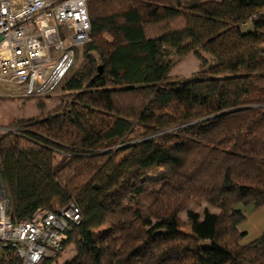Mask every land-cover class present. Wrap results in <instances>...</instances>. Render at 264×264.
Segmentation results:
<instances>
[{
    "label": "trees",
    "instance_id": "obj_1",
    "mask_svg": "<svg viewBox=\"0 0 264 264\" xmlns=\"http://www.w3.org/2000/svg\"><path fill=\"white\" fill-rule=\"evenodd\" d=\"M86 8L89 41L61 104L0 132L12 223L71 201L80 212L36 264L70 247L64 264H264V230L241 244L239 229L243 207L264 210V0ZM189 55L199 72L169 77ZM194 200L214 211H188L184 233L179 213ZM0 264H18L11 248Z\"/></svg>",
    "mask_w": 264,
    "mask_h": 264
},
{
    "label": "built area",
    "instance_id": "obj_2",
    "mask_svg": "<svg viewBox=\"0 0 264 264\" xmlns=\"http://www.w3.org/2000/svg\"><path fill=\"white\" fill-rule=\"evenodd\" d=\"M89 31L86 0H0V85L17 91L7 96L51 93L71 68L75 49L89 41ZM79 223L71 201L55 211L37 209L13 224L0 181V249L11 248L18 264H36L59 251L66 231Z\"/></svg>",
    "mask_w": 264,
    "mask_h": 264
},
{
    "label": "rangeland",
    "instance_id": "obj_3",
    "mask_svg": "<svg viewBox=\"0 0 264 264\" xmlns=\"http://www.w3.org/2000/svg\"><path fill=\"white\" fill-rule=\"evenodd\" d=\"M206 1H220V0H201V2ZM74 61L69 69V72L75 70L80 66L82 62V48H78L74 51ZM200 55L206 60L207 64H213V59L211 56L200 53ZM198 60L193 56L189 55L185 59L181 60L179 63L175 65V67L171 70L169 77H189L195 73L199 72L198 68ZM68 74L61 80V82L57 85V87L49 94L38 97L31 98H14L8 97L7 94L17 93L16 88L8 85H0V128H12L8 124L12 123V120H16L19 118L31 119L37 118L39 115L46 113L50 110H53L55 107L61 104V87L66 80ZM239 208H242L239 206ZM214 211L213 208H210L204 202H198L196 200L189 202L184 209L179 213V219L182 223V231L184 233L189 232L190 226L187 223V212L193 211L200 216L204 212V210ZM243 210L246 215V222L242 223L239 226L241 231H246L244 237L241 239V244H246L257 237L259 233L264 230V214L261 209H255L253 207H243ZM261 214L259 222V227L255 230V232H251L250 225L252 221L258 220V215ZM106 230V226L102 227L98 230V232L94 233L96 237L103 234ZM75 255V250L73 247L67 249V251L62 255V257L58 258L52 264H64L65 261L71 260Z\"/></svg>",
    "mask_w": 264,
    "mask_h": 264
},
{
    "label": "crops",
    "instance_id": "obj_4",
    "mask_svg": "<svg viewBox=\"0 0 264 264\" xmlns=\"http://www.w3.org/2000/svg\"><path fill=\"white\" fill-rule=\"evenodd\" d=\"M78 49V48H77ZM255 209H261L260 211H263L262 213L264 214V210L262 209V208H255ZM258 215V214H257ZM260 216H261V214H259L258 215V217H259V219L258 220H254V221H252V223H251V225H250V230H251V232H255V230L259 227V220H260ZM247 220V219H246ZM246 220H245V222H246ZM243 233H244V235H245V233H246V231H242ZM261 233H259L258 235H257V237L260 235ZM244 237V236H243ZM242 237V238H243ZM255 239V238H254ZM253 239V240H254ZM252 241V240H251Z\"/></svg>",
    "mask_w": 264,
    "mask_h": 264
}]
</instances>
